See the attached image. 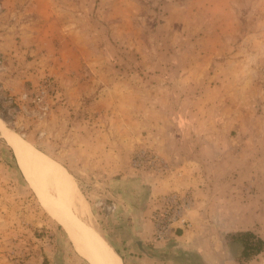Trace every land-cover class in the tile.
I'll list each match as a JSON object with an SVG mask.
<instances>
[{"label": "rangeland", "instance_id": "rangeland-1", "mask_svg": "<svg viewBox=\"0 0 264 264\" xmlns=\"http://www.w3.org/2000/svg\"><path fill=\"white\" fill-rule=\"evenodd\" d=\"M45 81L43 106L22 99ZM0 121L70 175L119 264L113 186L173 170L158 144L264 234V0H0ZM0 264H88L1 132Z\"/></svg>", "mask_w": 264, "mask_h": 264}, {"label": "crops", "instance_id": "crops-1", "mask_svg": "<svg viewBox=\"0 0 264 264\" xmlns=\"http://www.w3.org/2000/svg\"><path fill=\"white\" fill-rule=\"evenodd\" d=\"M158 145V147L162 145L161 157L173 170L169 169L165 176L154 177L142 174L140 180L123 179L121 182L116 180L113 186V199L116 200L122 212L120 213L122 222L119 224L126 236L123 238L125 242L117 239L111 244L125 254L122 259L120 257L121 262L124 261V264H193L188 256L191 255L196 259L197 264H238L229 253L228 235L238 231H250L264 240V234L254 225L244 224L240 216L243 210L233 211L224 202L225 200H221L223 205L219 211L213 212L211 208H207L208 203L205 200L217 195L212 193L209 187L212 183L211 177L207 184L208 189H205L206 181L203 178L206 177H203L204 175L200 174L202 171L196 168L199 163L186 159V155L182 159L171 154L167 155L165 152L168 147L165 143ZM184 151H188L187 148H184ZM171 193L181 195L189 193L192 198V206L187 213L190 227L177 239L171 240L178 241L174 243V246L171 241L164 243L153 239L151 221L152 211L157 205L154 200ZM213 213L219 215V220L208 218ZM201 234L202 237H199ZM243 264H264V252Z\"/></svg>", "mask_w": 264, "mask_h": 264}, {"label": "bare ground", "instance_id": "bare-ground-1", "mask_svg": "<svg viewBox=\"0 0 264 264\" xmlns=\"http://www.w3.org/2000/svg\"><path fill=\"white\" fill-rule=\"evenodd\" d=\"M2 124L0 132L25 182L46 213L64 229L74 250L88 264H119L110 246L84 220V200L65 169Z\"/></svg>", "mask_w": 264, "mask_h": 264}, {"label": "built area", "instance_id": "built-area-1", "mask_svg": "<svg viewBox=\"0 0 264 264\" xmlns=\"http://www.w3.org/2000/svg\"><path fill=\"white\" fill-rule=\"evenodd\" d=\"M49 81L43 82L39 88L30 94H24L22 99L28 98L29 103L44 105L45 96L52 92ZM143 156L139 157V160ZM149 165H155V158L151 156L145 161ZM192 206L191 199L185 194L171 193L158 198L157 205L152 211L151 221L153 224V239L156 242L167 243L177 238L190 227L187 213Z\"/></svg>", "mask_w": 264, "mask_h": 264}, {"label": "trees", "instance_id": "trees-1", "mask_svg": "<svg viewBox=\"0 0 264 264\" xmlns=\"http://www.w3.org/2000/svg\"><path fill=\"white\" fill-rule=\"evenodd\" d=\"M228 250L238 264H243L264 252V240L250 231H238L228 235ZM236 252H239L237 258Z\"/></svg>", "mask_w": 264, "mask_h": 264}]
</instances>
